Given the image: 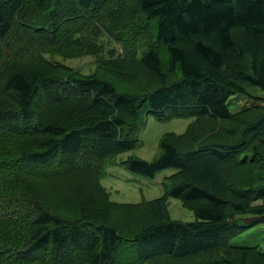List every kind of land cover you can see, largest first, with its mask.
<instances>
[{
	"label": "trees",
	"instance_id": "16d2710c",
	"mask_svg": "<svg viewBox=\"0 0 264 264\" xmlns=\"http://www.w3.org/2000/svg\"><path fill=\"white\" fill-rule=\"evenodd\" d=\"M102 35L151 42L115 57ZM85 55L88 75L45 58ZM262 103L264 0H0V264H264L232 243L264 225ZM148 114L192 120L151 162L120 165L173 173L160 198L113 202L105 167L138 147ZM170 198L194 221L173 220Z\"/></svg>",
	"mask_w": 264,
	"mask_h": 264
},
{
	"label": "rangeland",
	"instance_id": "374dc122",
	"mask_svg": "<svg viewBox=\"0 0 264 264\" xmlns=\"http://www.w3.org/2000/svg\"><path fill=\"white\" fill-rule=\"evenodd\" d=\"M97 41L102 45L104 49V55H107L108 50L115 51V57L123 56L124 54L130 52L131 55L139 58L141 54L146 50L147 46L151 42L148 39L145 40H136L130 43H127L126 46L116 44L113 41L109 40L106 35H102L97 38ZM161 52L160 59L162 67H165L167 63V54ZM46 59L51 60L55 63H61L67 67H71L80 72L82 75H88L93 73L96 68L97 62L95 57L91 55H85L82 57H77L73 59H63L60 57H48ZM235 101L230 105L232 111L239 108L240 105H248V101L243 98L234 99ZM264 104V103H262ZM240 109V108H239ZM192 119L183 116L176 118L170 121L160 122L154 115L148 114L144 115L141 121V130L139 134V145L136 149L132 150L129 153L119 155L117 157L116 163H113L111 167L106 166L104 170V176L101 179L100 183L104 188L105 192L110 198L111 201L116 203H127L131 205H139L144 201L154 200L160 198L164 195L163 181L164 178L171 175L173 170H166L160 172L154 179L148 180L127 172L121 165V161L125 160L127 157H137L147 162H151L159 153V141L165 135L169 133L180 134L184 132L187 125L191 122ZM81 186H86L88 189H93L90 186V182L87 178L83 179ZM40 196L46 202L50 201L53 204L51 206H57L55 203L59 200V195L57 190L53 188L39 189ZM93 191V190H92ZM96 199H102L99 193L92 196ZM168 211L170 217L176 221L182 222H192L194 221V215L192 212L182 207L181 203L170 198L168 200ZM136 216H141V213L138 212ZM232 243L238 246H258L260 250L264 253V225H259L254 227L244 234H241L235 238ZM121 260V257H119ZM152 260L146 262L145 264H152ZM191 264V263H189Z\"/></svg>",
	"mask_w": 264,
	"mask_h": 264
}]
</instances>
